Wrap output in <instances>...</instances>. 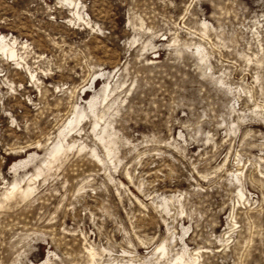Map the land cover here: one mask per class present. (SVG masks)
Listing matches in <instances>:
<instances>
[{"label": "rangeland", "instance_id": "obj_1", "mask_svg": "<svg viewBox=\"0 0 264 264\" xmlns=\"http://www.w3.org/2000/svg\"><path fill=\"white\" fill-rule=\"evenodd\" d=\"M75 9L0 0L21 55L0 50V264H166L186 248L194 264H264V0ZM106 82L111 156L83 120L46 167ZM29 180L28 197L5 193Z\"/></svg>", "mask_w": 264, "mask_h": 264}, {"label": "bare ground", "instance_id": "obj_2", "mask_svg": "<svg viewBox=\"0 0 264 264\" xmlns=\"http://www.w3.org/2000/svg\"><path fill=\"white\" fill-rule=\"evenodd\" d=\"M67 1H69L70 4H73L74 9L77 8V0H67ZM77 15L80 17V14L78 12H77ZM7 37H8L7 35H4V34L0 33V50L3 52V54L5 53L8 57H11L13 60H16L17 63H18V60L21 57V55L19 56V53H18V49L19 48H18V45L16 44L17 43V39H14V38L13 39H9ZM21 45L23 46L24 44H21ZM102 71L100 72V75H105ZM104 72H105V70H104ZM105 73H107V72H105ZM32 75L33 74L31 73V76ZM32 77H34V76H32ZM95 77H97V76H95ZM95 77H94V79H92L90 81L91 82L90 84L87 83V84L83 85L81 91H84V90L90 91V88L92 89V85H93V83L95 81ZM109 84H107V82L105 83L104 87L101 90V92L103 91V93H100L102 95H97L96 92H95L96 95H94L90 100H87L88 106L84 107L82 110H79V111L75 110V112L72 115H70L68 118H66L64 126L61 129H59V132H57V138L58 139L52 141V145L53 146L51 147L50 151H48L49 152L48 153V157L45 158V160L43 159L44 160V164H46V167H50L55 161L57 162L58 160H60V158L62 157L61 155H63V153H65L66 150H68V147L71 146V144H70L71 142L69 143L68 139L72 138V136L70 138L68 137V139H67V136L69 135L70 132H73L72 130L75 129L77 126H79V124L83 120L93 121V129L94 130H95L96 127L100 126L99 127L100 131L97 133L98 134V138L103 143L104 148H106V152L105 153H108V155L111 154V152H112L111 147H110L111 145L109 146L111 140H109V138H108V137H110L111 134H110V132L108 130L109 128L107 129V127H108L107 124H106L107 121L104 120V117H105L107 108H109V105H108L109 103L107 102V99H108V97L111 96V94H113V91L116 88H113V86L111 87ZM108 88H109V91H107ZM110 100L112 101L113 99L109 98V101ZM110 104H111V102H110ZM103 105L106 108L103 109V107H102ZM101 107H102V109H101ZM102 122H104V123H102ZM107 138H108V140H107ZM65 139H67V140L65 141ZM95 155L99 158V155L96 152H95ZM40 160H42V159H40ZM99 160L103 161L102 158L101 159L99 158ZM25 162L26 161H23V160L17 161V162H15L13 164L12 167L18 168L22 164H24ZM103 163H104V161H103ZM18 185L19 184H17V183H13V185H11V186H13V190L11 189V192H9V193L7 191L5 192L8 197L10 195H13L15 193V191H19L18 193H20L22 198H26L32 193L33 187L30 184V180L26 183L25 187H22L21 186L22 184L20 186H18ZM15 187H16V189H15ZM155 246H156L155 250L156 251L158 250V256H156V261L158 260V262H159L160 261L159 260L160 255H165L166 254L167 246L165 244H163V243H159V244H157ZM89 252H90L89 255L91 256V259H93L94 256L96 255V252L93 249H91ZM193 254H194V252H190L186 248V249L183 250L182 253H180L179 255L177 254L178 256L176 258H174L173 260L168 261L166 264H194L195 263V259H193ZM153 255H154V253H153ZM41 260L38 261V262H34V264H56V263H54V260L52 259V255H49L46 258V260H44V261H41ZM86 262H87V260H86ZM146 262H147V264H158V263H155L153 261H152L153 263H150L148 261H146Z\"/></svg>", "mask_w": 264, "mask_h": 264}]
</instances>
